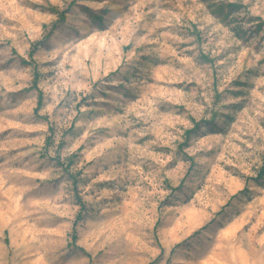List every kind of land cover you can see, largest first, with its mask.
Here are the masks:
<instances>
[{
  "label": "rangeland",
  "instance_id": "obj_1",
  "mask_svg": "<svg viewBox=\"0 0 264 264\" xmlns=\"http://www.w3.org/2000/svg\"><path fill=\"white\" fill-rule=\"evenodd\" d=\"M0 264H264V0H0Z\"/></svg>",
  "mask_w": 264,
  "mask_h": 264
}]
</instances>
